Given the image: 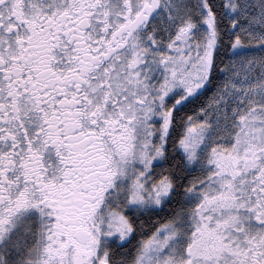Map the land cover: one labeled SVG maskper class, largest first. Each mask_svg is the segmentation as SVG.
Here are the masks:
<instances>
[{"label": "snow or ice", "instance_id": "1", "mask_svg": "<svg viewBox=\"0 0 264 264\" xmlns=\"http://www.w3.org/2000/svg\"><path fill=\"white\" fill-rule=\"evenodd\" d=\"M0 264H264V0H0Z\"/></svg>", "mask_w": 264, "mask_h": 264}]
</instances>
